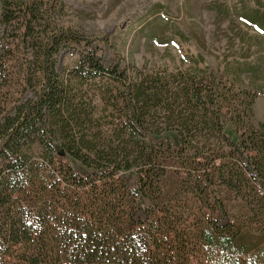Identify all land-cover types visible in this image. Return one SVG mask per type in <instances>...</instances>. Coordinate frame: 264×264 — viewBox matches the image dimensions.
Returning <instances> with one entry per match:
<instances>
[{
	"label": "trees",
	"instance_id": "trees-1",
	"mask_svg": "<svg viewBox=\"0 0 264 264\" xmlns=\"http://www.w3.org/2000/svg\"><path fill=\"white\" fill-rule=\"evenodd\" d=\"M61 9L58 0H0V78L10 72L5 56L16 41L29 52L21 66L37 75L34 96L0 118V264L196 262L186 251V233L171 239L175 223L158 213L164 209L153 197L156 188L161 191L166 168L160 151L164 143L155 138L172 130L178 139H169L167 147L182 155L192 150L201 125L211 123L221 131L233 160L230 165L213 160V175H195L193 188L207 192L217 171L219 184L245 198L249 193L264 214V124L246 125L240 133L227 123L215 75L206 88L205 77L198 85L196 75H190L193 82L134 80L110 37L88 36L56 23L53 10ZM262 19L245 21L261 29ZM67 51L78 55V63L64 75L58 63ZM96 79L107 81L98 89L112 117L107 129L98 125L100 117L83 93L84 85ZM35 145L42 146L43 165L55 168L56 161L66 160L63 178L74 183L71 188L50 175L45 187L37 184ZM199 157L195 154L189 165L203 164ZM207 196L215 214L200 242L213 249L215 264H244V257L248 264H264L253 231L236 227L215 188Z\"/></svg>",
	"mask_w": 264,
	"mask_h": 264
},
{
	"label": "rangeland",
	"instance_id": "rangeland-1",
	"mask_svg": "<svg viewBox=\"0 0 264 264\" xmlns=\"http://www.w3.org/2000/svg\"><path fill=\"white\" fill-rule=\"evenodd\" d=\"M58 1L63 4V10H53L51 18L88 36L110 37L119 56L128 63L134 80L149 76L165 81L189 79L193 82L190 77L196 75L194 82L198 85L200 77H205L202 82L206 88L210 77L215 75L223 95L221 103L225 121L236 126L240 133L246 125L259 128L264 124V25L259 29L245 21L249 16L264 20V0ZM18 31L16 27L14 33ZM2 36L0 26V43ZM12 47L5 56L10 72L0 78V118L6 112H12L18 103L34 96L37 82L34 70L21 66L29 60L27 49L20 46L19 41ZM77 63L78 55L67 51L59 58V70L65 75ZM104 86H107L106 80L89 81L84 85L83 93L85 101H91V107L95 108L96 118L100 117L98 125L107 129L112 117L98 96V89ZM208 111V117L213 118L214 110L210 108ZM115 114L123 112L120 110ZM210 125H201L204 129L196 131L192 150L183 155L167 147L170 140L178 139L175 131L163 132L155 138V141L164 143L160 151L166 168L161 175V191L156 188L153 197L157 208L164 209L158 213H166V218L175 223V228H170L171 239L176 234L182 237L186 233V251L196 260L192 264H197V259H201V264H215L217 261L213 249L200 242V236L215 214L213 202L207 196L212 187L226 203L236 227L241 230L250 228L253 244L264 251V214L260 212L256 199L249 193L248 198L237 195L219 184L217 171L214 172L215 182L207 185V192L200 189L196 192L193 188L195 175L204 171L213 175V160L217 164L228 162L226 165L233 160L234 151L222 137V132ZM34 151L32 158L38 166L34 170V180L41 188L45 187L44 181L52 179L47 175L55 177L54 181L57 178L63 180V185L70 188L73 186V182L68 184L63 178L67 171L65 159L57 157L62 161H56L55 168H52L41 161L44 155L42 146L35 145ZM195 154L204 163L190 166ZM184 170L190 171L191 175ZM192 248L195 249L191 251ZM244 259L243 263L248 264Z\"/></svg>",
	"mask_w": 264,
	"mask_h": 264
}]
</instances>
